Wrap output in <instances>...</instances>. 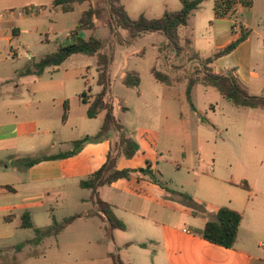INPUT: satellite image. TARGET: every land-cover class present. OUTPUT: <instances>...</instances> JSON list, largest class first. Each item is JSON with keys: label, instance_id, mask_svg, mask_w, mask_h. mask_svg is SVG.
<instances>
[{"label": "rangeland", "instance_id": "1", "mask_svg": "<svg viewBox=\"0 0 264 264\" xmlns=\"http://www.w3.org/2000/svg\"><path fill=\"white\" fill-rule=\"evenodd\" d=\"M52 1L0 0V12L21 10L23 6L33 7L35 12L39 8L44 9L43 13L23 17L21 20L24 21L19 24L20 36L13 39L15 48L29 51L36 60L66 43L81 13L100 0L74 4L68 11L53 7ZM259 1L264 8V0H256L258 11L261 8ZM120 3L131 19H137L140 15L149 19L159 18L165 11H176L181 7L179 0H120ZM213 6V0L204 2L190 17L187 26L179 28L181 44L183 47L186 41L188 44V48L185 46L180 54L164 46L165 39L159 33H148L130 40L127 31L111 33L100 22L96 23V29L83 33L85 38L94 35L104 40L101 52L112 55L108 72L110 93L106 98L112 101L115 119L139 145V152L133 160L124 161L120 168L140 171L146 168V160L150 159L158 184L147 185L143 182L141 189L146 190L153 200L169 207H184L181 194L190 198L199 197L197 203L209 211H213L211 205L219 197L226 200L252 199L264 204V111L237 108L215 89L202 85L193 86L191 102L187 100L188 80L202 78L201 66L193 59L194 54L204 59L223 51L228 45L220 47L222 37L230 34L233 26L239 31H232L230 44L244 38L232 51L214 60L211 65L213 72L234 78L251 96L264 97V53L254 55L248 71L231 56L248 37L246 31H242L241 24L248 18L247 11H240L231 27L214 22L215 32L212 33L210 22L213 20ZM81 9L83 11L80 13ZM254 17L259 22V15ZM259 26L260 29L256 30L263 31L264 22H260ZM252 38L258 44L253 34ZM31 64L23 57L19 60L8 59L3 64L1 76L14 77L17 69H25ZM64 68L82 76L86 74L85 81L91 82L92 77L97 78L96 57L72 55ZM152 68L167 74L171 84L157 82L151 73ZM251 71L259 75V81L248 78ZM129 72L138 74L140 82L137 88H128L122 83ZM135 179L132 176L130 181L119 183L134 188L137 186ZM245 184L249 191L244 188ZM102 194L108 197V194ZM71 195L67 202L54 201L53 205L45 207L58 222L96 210L89 191L77 188ZM109 195L112 196L110 201L117 205V210H114L117 219H132L127 230L118 232L119 237L112 240L106 234L102 218L91 216L85 220L75 219L59 236L48 238L40 245L24 246L18 252L14 249L17 244L34 238L31 229H20L2 246L0 264H112L109 254L116 250L122 260H132L133 264H145V261L150 264L151 258L148 255L143 257V249L133 246L126 250L121 246L117 248L116 243L122 245L130 239H142L143 227L138 228L137 222H140L129 216L125 209L132 207L134 213L143 210L148 217L163 221L164 215L160 217L159 213L161 209L153 205L143 207V203L135 199L129 203L115 192H109ZM83 198L88 199L84 204L79 201ZM156 209L158 213L155 216L153 211ZM176 219L174 217V222ZM37 224L42 225L38 221Z\"/></svg>", "mask_w": 264, "mask_h": 264}, {"label": "crops", "instance_id": "2", "mask_svg": "<svg viewBox=\"0 0 264 264\" xmlns=\"http://www.w3.org/2000/svg\"><path fill=\"white\" fill-rule=\"evenodd\" d=\"M220 1L225 0H213V20L210 22L212 33L215 32L214 22L227 24L231 27L240 11L248 13L247 20L245 19L241 23L242 31H246L248 37L231 54L240 67L247 68L248 71L252 66L254 55L264 53V28L263 31L256 30V28L260 29V22H264V8L261 7V1H259V8H261L258 11L256 0H249V2L239 5H236L233 0H226L227 9H233L234 15L233 13L218 15L216 6ZM23 8L25 7L23 6ZM82 11L81 9L80 13ZM195 13L196 11L192 16ZM258 15L259 22L254 17H258ZM21 19L23 18L5 19L0 22L1 247H4L7 241L15 237L20 229H25L21 227L23 214L29 215L35 228L48 227L55 218L52 217L53 213L45 209L47 205H53L54 201L67 202L74 189L89 191L79 186L80 181L98 171L107 161L109 153H115V142L118 139V134L113 131L106 139L88 141L76 153L68 155L74 150L73 142L86 136L94 137L103 124L104 112L95 118H89L87 116L89 104L82 101L84 99L89 102L90 99L87 96H94L101 91V87L97 84V68V78L92 77L91 82L84 80L86 74L82 76L74 70L70 71L64 68L67 60L60 66L45 69L39 76L35 74L20 75L19 72L23 69H17L14 77L1 76L3 64L8 59L19 60L23 57L28 63L38 61L29 51L19 47L15 48L13 45V39L20 36L19 24L24 21ZM229 27L228 29H230ZM232 31L238 32L239 29L233 26ZM232 31L222 37L220 47L230 44L233 40ZM252 34L257 38L258 44L253 42ZM179 38L181 40V37ZM67 43L68 39L64 44ZM181 46L183 45L181 44ZM258 66L260 67V65ZM248 78L254 81L260 80L259 75L254 71L248 73ZM262 86L264 88V80ZM82 94L87 96L81 97ZM65 105L68 109L67 119L63 121ZM133 158L131 159L133 160ZM154 158L156 160V156ZM131 159L119 156L117 169L121 170V164ZM149 160H146V167L150 163L153 169V164ZM132 176L136 178V187L119 183L127 180L121 179L100 188L98 190L99 197L112 207L113 213L114 210H117V205L110 201L109 198L112 196L109 195V192L118 193L123 196V200L129 203L135 199L142 202L143 207L150 205L159 207L161 209L160 217L164 215V218L163 221H158L156 217H148L143 210L134 213L132 207L125 209L129 216H133L140 222V224L137 222L138 228L143 227L142 239H130L122 245L116 243L117 248L121 246L127 250L137 246L143 249V257L150 256V264H264L263 203H256L252 199L226 200L219 197V200L211 205L213 211H209L207 207L197 203L200 199L194 196L191 197L192 201L203 208L204 212L193 213V210L186 204L184 207L175 208L153 200L146 190L141 189L143 182L147 185L153 183L139 179V174ZM247 190H250L249 187ZM89 192L91 193V191ZM103 192L108 194V197L102 194ZM87 200L83 198L79 201L84 204ZM221 207H228L242 216L237 241L229 249L211 244L197 234L204 228L208 219H211ZM96 212L97 209L95 212L85 211L81 215L73 216H79L76 219L85 220L91 216L92 218L99 216ZM153 212L155 216L158 213L157 209ZM174 217L177 218V222H174ZM122 220L125 222L122 221L125 230H127L132 219L122 218ZM37 221L42 225L37 224ZM103 224L105 228L104 221ZM119 231L114 229L112 237H119ZM119 256L122 260L120 253ZM122 262L133 264L132 260H122Z\"/></svg>", "mask_w": 264, "mask_h": 264}, {"label": "trees", "instance_id": "3", "mask_svg": "<svg viewBox=\"0 0 264 264\" xmlns=\"http://www.w3.org/2000/svg\"><path fill=\"white\" fill-rule=\"evenodd\" d=\"M88 0H53V7H62L64 11L71 9L74 4L81 5ZM208 0H180L181 8L177 11H165L159 18H146L140 15L137 19H131L120 0H100L95 5L90 4L88 9L84 10L71 34L68 36V43L58 46L56 51L48 53L38 61H32L31 66L19 72L20 75L35 74L41 75L45 69L50 67L60 66L72 55H86L96 57L98 79L97 84L101 87V91L94 96L82 94L81 97H88L92 102H87L82 99L83 103H88L87 116L95 118L98 114L104 112L103 124L99 132L94 137H84L81 140L73 142L74 150L68 155L76 153L88 141H99L106 139L111 132L118 134V140L115 153L111 152L107 156L105 164L94 174L87 179L80 181L79 186L82 189L91 191V199L96 206L97 215L105 222V231L108 237H112L114 229L125 230V225L114 215L112 207L104 202L100 197L98 190L107 185H111L121 179H129L132 175H140L139 179L147 182L158 184V180L154 174V170L150 164L143 170L136 169H117V160L119 156L126 159L133 158L139 151L137 141L126 134L123 126L115 119L113 114V105L107 100L110 93L109 87V68L112 63V55L104 54V40L90 35L85 38L84 31L96 29V23L100 22L104 27L109 28L111 33H118L119 30H125L129 33L130 40H135L141 35L148 33H159L165 39L164 46L172 49L175 53L180 54L184 47L188 48L187 41L183 46L180 44L179 28L186 27L188 20L197 11L201 4ZM244 38L241 37V40ZM240 40V41H241ZM235 42L228 45L223 51L214 54L213 56L201 59L198 54H194V60H197L201 66L202 78L189 79L187 82V100L191 102V90L194 85L201 84L205 87L215 89L222 98L237 108L262 109L264 111V97L251 96L244 91L235 81L234 78L224 75H219L213 72L211 65L214 60L226 53L232 51L237 44ZM154 79L161 84H171V78L157 70L151 69ZM140 78L134 72L127 73L122 83L128 88H137ZM192 109L194 106L191 104ZM67 105L64 108L63 121L67 119ZM244 187L248 189V185ZM169 191V190H168ZM172 193V192H171ZM174 193V192H173ZM172 193V194H173ZM182 201L193 210V213L204 212L203 208L192 201L188 195L181 194ZM100 213V214H99ZM77 217L72 216L63 219L61 222L53 219L52 224L45 228H35L28 214L22 215V228L32 229L35 237L31 240L22 242L15 246L16 251L26 245H40L44 240L56 237L62 233ZM242 216L228 207H221L215 215L208 219L204 228L197 234L205 241L223 247L232 248L237 241L238 231ZM109 257L112 259V264H124L119 256L118 250L111 252Z\"/></svg>", "mask_w": 264, "mask_h": 264}, {"label": "built area", "instance_id": "4", "mask_svg": "<svg viewBox=\"0 0 264 264\" xmlns=\"http://www.w3.org/2000/svg\"><path fill=\"white\" fill-rule=\"evenodd\" d=\"M226 1V0H225ZM225 1H220L219 4L216 6V12L218 15L226 14V13H233L234 10L232 9H227V5ZM235 1L236 5H239L240 3H247L249 0H233ZM36 12L38 13H43L44 9L39 8ZM33 9V7H25L21 10H6L3 12H0V22L5 20V19H17V18H23L29 14L34 15L36 13ZM234 15V13H233Z\"/></svg>", "mask_w": 264, "mask_h": 264}]
</instances>
